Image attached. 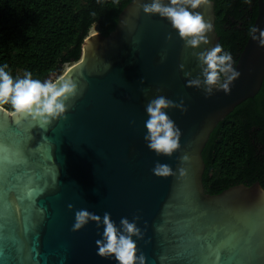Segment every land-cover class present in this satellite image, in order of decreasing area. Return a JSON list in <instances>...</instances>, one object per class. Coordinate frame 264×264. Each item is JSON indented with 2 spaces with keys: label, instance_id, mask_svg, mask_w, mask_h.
<instances>
[{
  "label": "water",
  "instance_id": "water-1",
  "mask_svg": "<svg viewBox=\"0 0 264 264\" xmlns=\"http://www.w3.org/2000/svg\"><path fill=\"white\" fill-rule=\"evenodd\" d=\"M146 2L130 0L107 35L89 33L79 60L56 77L77 85L63 118L41 125L0 106V264H117L96 253L102 225L89 220L72 230L80 208L100 217L108 212L117 226L121 217H138L145 264H206L194 258V248L245 229L255 234L253 251L229 264H264V189L254 182L210 194L202 182L211 132L261 87L264 46L248 35L227 94L205 95L186 79L200 71L192 52L219 42L213 1L196 9L212 25L209 43L196 49L184 48L165 18L145 14ZM256 7L258 34L263 0ZM157 95L183 100V110H166L180 130L171 156H157L143 139L144 107ZM157 161L171 173L154 175Z\"/></svg>",
  "mask_w": 264,
  "mask_h": 264
},
{
  "label": "trees",
  "instance_id": "trees-1",
  "mask_svg": "<svg viewBox=\"0 0 264 264\" xmlns=\"http://www.w3.org/2000/svg\"><path fill=\"white\" fill-rule=\"evenodd\" d=\"M130 0H0V64L15 79L28 71L43 81L79 60L92 27L107 35ZM214 28L233 67L257 13L256 0H211ZM264 2V0H263ZM10 111L9 105L1 106ZM203 187L217 194L258 182L264 189V78L211 132L202 150Z\"/></svg>",
  "mask_w": 264,
  "mask_h": 264
},
{
  "label": "clouds",
  "instance_id": "clouds-1",
  "mask_svg": "<svg viewBox=\"0 0 264 264\" xmlns=\"http://www.w3.org/2000/svg\"><path fill=\"white\" fill-rule=\"evenodd\" d=\"M208 2L209 0H150L142 3L141 8L145 14H157L165 18L183 41L184 48L196 49L201 44L209 43L207 34L212 31V25L196 10ZM248 34L252 40L264 46V30L257 34V29L250 27ZM192 54L200 71L198 76L186 79V84L202 86L205 95L211 94L214 89H222L227 94L230 83L239 75L233 68L231 53L223 51L217 43ZM178 67L182 70L183 64ZM7 68V64H0V106L9 105L11 115H27L41 125L64 117L67 101L77 95V85L74 81L67 77L41 81L33 78L28 71H25L22 77L14 79ZM184 74L186 77L190 76L188 72ZM173 107L183 110V100L176 103L163 95H157L144 107L147 119L144 121L143 139L147 148L157 156H171L179 147L180 130L166 111ZM187 159V156L180 157L181 161ZM151 171L157 176H167L172 169L168 164L157 161ZM71 207L69 205V208ZM136 219L138 217L129 221L126 217H121L117 226L108 212L100 217L80 208L74 211L71 228L76 231L89 220L94 221L98 227L103 226L100 239L95 241L97 255L110 257L117 264H145L143 253L138 254L136 240L141 238L142 233L135 222Z\"/></svg>",
  "mask_w": 264,
  "mask_h": 264
},
{
  "label": "snow or ice",
  "instance_id": "snow-or-ice-1",
  "mask_svg": "<svg viewBox=\"0 0 264 264\" xmlns=\"http://www.w3.org/2000/svg\"><path fill=\"white\" fill-rule=\"evenodd\" d=\"M12 131L15 132L14 125ZM262 236L264 234L260 239ZM255 239L254 232L247 229L232 236L220 237L218 235L219 243L209 246L200 245L192 250V254L194 258L203 260L206 264H229L253 251Z\"/></svg>",
  "mask_w": 264,
  "mask_h": 264
},
{
  "label": "rangeland",
  "instance_id": "rangeland-1",
  "mask_svg": "<svg viewBox=\"0 0 264 264\" xmlns=\"http://www.w3.org/2000/svg\"><path fill=\"white\" fill-rule=\"evenodd\" d=\"M95 31H97L96 28H95V27H92L91 30H90V33H93V32H95ZM66 68H67V66H64V68H63V72H64V70H65ZM18 74H19V77H22V76H23V74H22L20 71L18 72ZM56 77H57L56 74H50V75L48 76L47 79L55 80Z\"/></svg>",
  "mask_w": 264,
  "mask_h": 264
}]
</instances>
